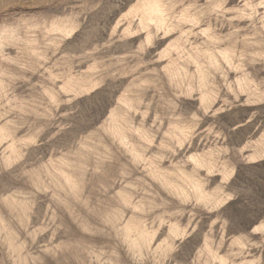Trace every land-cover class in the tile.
I'll use <instances>...</instances> for the list:
<instances>
[{"label": "rangeland", "instance_id": "374dc122", "mask_svg": "<svg viewBox=\"0 0 264 264\" xmlns=\"http://www.w3.org/2000/svg\"><path fill=\"white\" fill-rule=\"evenodd\" d=\"M0 264H264V0H0Z\"/></svg>", "mask_w": 264, "mask_h": 264}]
</instances>
